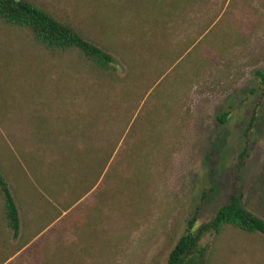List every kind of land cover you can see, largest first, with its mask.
Instances as JSON below:
<instances>
[{"label": "rangeland", "instance_id": "374dc122", "mask_svg": "<svg viewBox=\"0 0 264 264\" xmlns=\"http://www.w3.org/2000/svg\"><path fill=\"white\" fill-rule=\"evenodd\" d=\"M32 1L117 58L128 49L145 57L152 50L164 53L146 65L142 78L149 85L162 77L166 83L158 95L154 84L138 108L149 112L159 97L167 101L171 115L163 123L164 142L171 151L166 157L161 144L151 158L157 187L143 206L147 216L127 238L121 234L105 264H165L189 222L210 220L232 192L264 220V96L254 76V70L264 71V0ZM192 45L197 53L192 58L203 63L195 72L192 61L185 66L182 59ZM59 74L28 35L0 21V170L18 199L31 187L30 136L37 117L49 109L46 81L52 84ZM225 112L229 116L220 124ZM82 208L40 235L48 230L52 238L70 237V224L82 218ZM199 246L205 264H264L260 234L225 227L219 235L205 233ZM25 255L16 262L28 264L32 258Z\"/></svg>", "mask_w": 264, "mask_h": 264}, {"label": "trees", "instance_id": "16d2710c", "mask_svg": "<svg viewBox=\"0 0 264 264\" xmlns=\"http://www.w3.org/2000/svg\"><path fill=\"white\" fill-rule=\"evenodd\" d=\"M0 21L28 35L60 72L52 84L46 81L49 109L31 130L27 162L32 181L25 198L15 197L0 170V264H15L27 252L32 258L28 264H105L121 234L127 238L147 216L143 206L157 187L151 158L161 144L166 145V157L171 151L170 143L164 142L163 123L171 115L167 101L159 97L149 112L138 108L154 84L152 92L158 95L166 83L162 77L149 85L151 81L142 78L146 65L159 62L164 53L152 50L145 57L140 50L128 49L117 58L32 0H0ZM191 47L182 59L185 66L192 61L195 72L203 63L192 58L197 53L196 46ZM254 76L264 96V71L254 70ZM228 116L219 115L218 122ZM81 207L82 218L70 224V237L52 238L48 230L40 235ZM225 227L264 237V220L244 208L232 192L210 220L189 222L165 264H205L201 237L209 232L219 235Z\"/></svg>", "mask_w": 264, "mask_h": 264}]
</instances>
